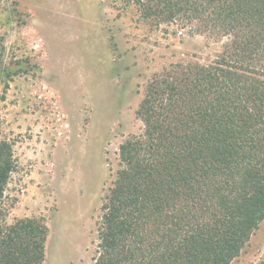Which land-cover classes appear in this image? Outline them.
I'll list each match as a JSON object with an SVG mask.
<instances>
[{
	"label": "trees",
	"instance_id": "trees-1",
	"mask_svg": "<svg viewBox=\"0 0 264 264\" xmlns=\"http://www.w3.org/2000/svg\"><path fill=\"white\" fill-rule=\"evenodd\" d=\"M132 3L145 20L220 45L147 83L143 131L120 143L102 197L93 264H229L264 219V0ZM11 171L0 141V210ZM0 233V264H42L32 237Z\"/></svg>",
	"mask_w": 264,
	"mask_h": 264
},
{
	"label": "rangeland",
	"instance_id": "rangeland-1",
	"mask_svg": "<svg viewBox=\"0 0 264 264\" xmlns=\"http://www.w3.org/2000/svg\"><path fill=\"white\" fill-rule=\"evenodd\" d=\"M219 45L143 19L132 0H0V141L12 160L0 225L42 245V264H93L102 197L120 143L143 131L147 83ZM229 264H264V219Z\"/></svg>",
	"mask_w": 264,
	"mask_h": 264
}]
</instances>
